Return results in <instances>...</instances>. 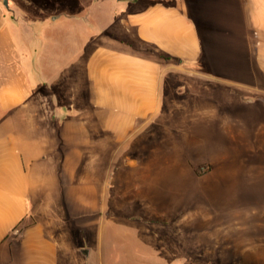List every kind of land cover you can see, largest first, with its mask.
I'll return each mask as SVG.
<instances>
[{
    "label": "crops",
    "instance_id": "0c3cea01",
    "mask_svg": "<svg viewBox=\"0 0 264 264\" xmlns=\"http://www.w3.org/2000/svg\"><path fill=\"white\" fill-rule=\"evenodd\" d=\"M78 8L42 20L52 51L0 0V264L153 263L136 250L183 248L190 217L156 200L175 201L180 169L212 173L174 144L209 118L221 145L239 100L264 149V0Z\"/></svg>",
    "mask_w": 264,
    "mask_h": 264
},
{
    "label": "rangeland",
    "instance_id": "374dc122",
    "mask_svg": "<svg viewBox=\"0 0 264 264\" xmlns=\"http://www.w3.org/2000/svg\"><path fill=\"white\" fill-rule=\"evenodd\" d=\"M1 1L8 17L21 19V11L24 10L23 19L34 23L32 27L38 35L33 36L31 43L35 48L52 51H55L54 40L50 38L47 41V37L46 40L44 37L43 40L39 39L40 35L46 33L42 20L49 19V13L55 9L73 11L74 8L75 12H79V4L91 2L11 0V3L8 0L6 6L4 0ZM12 4L17 8L14 13L10 11ZM19 26L18 32L23 34L22 25ZM49 32L53 34L54 30L50 29ZM51 59L56 61L57 58ZM59 59L62 58L59 56ZM52 75L50 77L53 79ZM255 112L254 107L239 100L237 104L235 102L229 118L232 131L230 128L227 132L224 129L221 145L220 137L214 135V121L209 118L207 128L201 125L200 136L191 137L189 142L183 137L174 144L178 148L173 151L184 149L196 162H210L212 173L196 175L206 169V164L194 166L191 170L188 167L180 169V180L175 183V201H167L162 195L156 200L158 210L167 211L170 217H173V213L177 215L174 220H183L184 214L190 212L189 226L185 223L184 232H174L184 236V247L141 248L136 250L137 255H147L151 251L153 263L150 264H264L263 128L262 120L255 119ZM253 113L254 118L247 123L245 115ZM168 195L171 199L172 194ZM176 229L182 228L177 226ZM134 243L137 247H144L138 242ZM113 251L125 255L122 249Z\"/></svg>",
    "mask_w": 264,
    "mask_h": 264
},
{
    "label": "water",
    "instance_id": "95a60500",
    "mask_svg": "<svg viewBox=\"0 0 264 264\" xmlns=\"http://www.w3.org/2000/svg\"><path fill=\"white\" fill-rule=\"evenodd\" d=\"M4 4L8 6V0H4Z\"/></svg>",
    "mask_w": 264,
    "mask_h": 264
}]
</instances>
